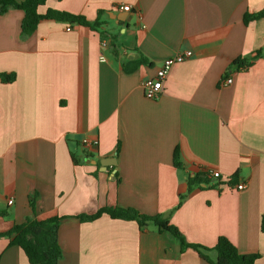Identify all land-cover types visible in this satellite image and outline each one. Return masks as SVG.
Listing matches in <instances>:
<instances>
[{
  "label": "crops",
  "instance_id": "obj_1",
  "mask_svg": "<svg viewBox=\"0 0 264 264\" xmlns=\"http://www.w3.org/2000/svg\"><path fill=\"white\" fill-rule=\"evenodd\" d=\"M262 7L264 0H47L39 7L88 20L104 10L100 29L115 35L117 56L87 26L44 19L22 38L23 11L0 14V73H14L0 81V209L8 213L0 231L27 217L65 216L57 264H210L152 226L76 217L133 207L162 213L187 242L212 247L223 235L264 264V17L243 22L246 11ZM261 48L247 68L231 66ZM183 52L161 94L145 97L143 79ZM141 57L146 62L132 72L121 69L122 59ZM227 76L231 83L221 85ZM83 138L97 145L86 148ZM176 146L181 168L172 162ZM106 157L115 164H101ZM202 172L205 182L187 191V175ZM0 264L29 263L0 237Z\"/></svg>",
  "mask_w": 264,
  "mask_h": 264
},
{
  "label": "trees",
  "instance_id": "obj_2",
  "mask_svg": "<svg viewBox=\"0 0 264 264\" xmlns=\"http://www.w3.org/2000/svg\"><path fill=\"white\" fill-rule=\"evenodd\" d=\"M46 1L47 0H0V14L5 13L9 8H16L23 11V17L20 22V36L22 38L29 36L35 30L38 23L44 19L87 26L99 32L101 41L106 42L113 56L118 55L120 46L116 42L115 35L107 29H100L104 23L100 20L104 10H99L94 20H88L83 15L55 8H47L44 12H39V7L44 5ZM261 17H264V7L255 12L246 11L243 15V22L247 24ZM263 48L256 50L251 58L238 57L234 59L231 66L235 67L237 70L247 68L252 63V60L260 55ZM145 62L146 60L143 57L137 60L122 59L120 65L124 72H132ZM227 74L228 72H225V75ZM13 79L14 73H0L1 82H10ZM180 158V151L176 146L173 149L172 162L177 168L182 167ZM205 174L206 173L202 172L195 173L192 176L187 175V191H190L193 186H199L201 182H205L203 178ZM183 198L184 195H180L179 203ZM30 204L31 207H34L32 201H30ZM103 214L113 219L132 220L137 223L141 230L148 226H152L158 232H166L179 241L181 251L190 247L210 264H253L259 257V254L255 252H240L237 247L223 235L218 236L212 247H205L196 243L187 242L180 230L175 225L171 224L168 218L162 213L150 215L141 213L133 207L104 206L100 207L92 214H79L76 217L80 221H91ZM7 215L8 213L6 210L0 209V217L4 218ZM64 217L65 216L58 215H52L43 219L27 217L22 223H13L9 229L0 231V237H8L9 243L20 247L29 264H57L61 257V249L57 240V230L60 220ZM261 231L264 232V216H262L261 219ZM208 250H214L216 252V257L214 259L208 256Z\"/></svg>",
  "mask_w": 264,
  "mask_h": 264
},
{
  "label": "built area",
  "instance_id": "obj_3",
  "mask_svg": "<svg viewBox=\"0 0 264 264\" xmlns=\"http://www.w3.org/2000/svg\"><path fill=\"white\" fill-rule=\"evenodd\" d=\"M123 10L128 11L129 5H122L121 7ZM102 46H106V42H102ZM187 54L186 53H177L173 56H169L165 58L160 66L157 68L156 73L154 76L151 77H146L143 79L141 85L143 88V93L145 97L149 99H156L162 92L163 90V82L166 79L170 68L177 62L182 61L184 58H186ZM101 61H104L105 58L101 55L100 56ZM232 78L230 76L223 77L220 81L221 85L229 84L231 83ZM81 143L83 144L84 147L90 148L94 147L97 145V140H88L87 138H83L81 140ZM210 174L213 177H217L219 173L217 171H210ZM237 189H241L244 187V183H237L236 185ZM13 202L12 198L7 199V204H11Z\"/></svg>",
  "mask_w": 264,
  "mask_h": 264
},
{
  "label": "water",
  "instance_id": "obj_4",
  "mask_svg": "<svg viewBox=\"0 0 264 264\" xmlns=\"http://www.w3.org/2000/svg\"><path fill=\"white\" fill-rule=\"evenodd\" d=\"M125 19L127 21H129L130 18L129 17L119 18V20H125ZM112 159H113V161L110 160V157H106V158L100 160V163L103 164L104 166L109 165V164H115V158L112 157Z\"/></svg>",
  "mask_w": 264,
  "mask_h": 264
}]
</instances>
